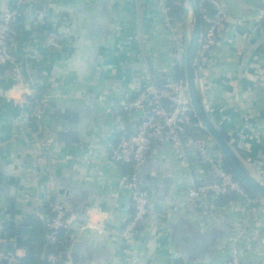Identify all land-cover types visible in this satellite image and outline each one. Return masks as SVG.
I'll use <instances>...</instances> for the list:
<instances>
[{"label":"crops","instance_id":"crops-1","mask_svg":"<svg viewBox=\"0 0 264 264\" xmlns=\"http://www.w3.org/2000/svg\"><path fill=\"white\" fill-rule=\"evenodd\" d=\"M212 1L226 20L203 75L205 104L264 184L261 0ZM19 9L24 27L12 40L16 61L0 62V258L14 242L18 259L32 256L47 264L51 208L42 198L49 194L66 206L71 221L64 264H224L235 249L243 260L264 263V201L258 194L249 215L238 199L201 207L189 201L190 188L210 178L194 144L186 164L172 144L154 143L149 162L137 170L150 212L131 242L118 237L133 217L124 183L133 168L110 162V156L118 137L137 130L142 120L141 111L125 105L142 83H159L174 70L190 32L186 18L170 30L158 0H0V15ZM49 31L59 34L54 48L46 44ZM43 89L50 103L39 132L29 96ZM203 131L197 137L219 150ZM18 202L24 209L10 213ZM27 213L30 234L20 243L1 237L5 221ZM241 231L248 237L238 241ZM75 241L80 245L72 251Z\"/></svg>","mask_w":264,"mask_h":264},{"label":"built area","instance_id":"built-area-1","mask_svg":"<svg viewBox=\"0 0 264 264\" xmlns=\"http://www.w3.org/2000/svg\"><path fill=\"white\" fill-rule=\"evenodd\" d=\"M39 1L37 0V2ZM204 1L207 0H201V4ZM158 2L164 14V25L170 30H178L180 23L174 22L171 15L172 6L168 3V0H158ZM179 4L186 6V0L185 2L174 0V5ZM215 9L216 12L211 14L202 7L203 29L197 57V75L198 85L203 92L205 103L207 97L205 95V87L202 88L204 86L203 75L207 70L210 52L219 44L218 31L226 20V14L222 9L217 6H215ZM18 13L15 11L0 15V62H5L6 59L12 60V62L16 61V57L11 53V45L13 36L17 33L13 22L16 20ZM258 20L260 26L263 27L264 0H261ZM58 39L59 34L56 31H49L46 44L54 48L58 45ZM185 49L186 42L179 49L174 70L167 73L159 83L151 80L142 83L137 98L125 105L126 109H138L141 111L142 120L138 124L136 132H123L118 137L110 156V162L123 165L129 164L133 168V172L124 177V183L130 189L134 208L132 219L118 233V237L124 242L129 243L133 240L136 228L150 212L149 192L140 179L137 170L149 162L150 152L157 141L175 146L179 151V158L186 164H188L187 148L194 144L198 157L208 163L210 178L205 182L192 186L189 190V201H192L194 205L201 207L209 200L215 201L219 197L235 192L244 198L246 204L244 209L246 210V214L249 215L253 209L251 204L256 202V199L247 191L246 186L225 166L226 162L220 150H210L204 140H200L197 136L190 133V129L195 123L193 109L187 94L185 78L175 76L176 69L184 67ZM30 51L37 52V49L31 46ZM49 103L50 96L47 94L36 99L33 106V115L40 120L42 131L46 126L44 116ZM42 201L48 203L51 208V216L48 217L46 226L49 243L56 244L60 232L71 226L68 210L59 200L51 199L49 194L43 196ZM1 225L3 226L2 221L0 222ZM95 226L98 227L97 225ZM247 237V233L241 231L237 239L239 241ZM63 254L64 251H61L59 254L48 255V263L64 264V259L61 260ZM4 257L9 259V264H22L21 260L11 252L4 254L1 258ZM224 264L264 263L243 260L239 250L235 249L231 257Z\"/></svg>","mask_w":264,"mask_h":264},{"label":"water","instance_id":"water-1","mask_svg":"<svg viewBox=\"0 0 264 264\" xmlns=\"http://www.w3.org/2000/svg\"><path fill=\"white\" fill-rule=\"evenodd\" d=\"M186 15L189 14L188 20L190 23L189 36L186 39V49L184 57L185 83L187 94L193 109L194 117L197 119L200 127L211 137L215 145L222 153L225 162H227L230 170L234 175L249 189L255 191L264 200V184L260 182L248 170L235 150L232 143L226 138L223 130L217 126L212 120L207 110L203 92L198 85V64L197 57L199 53V44L203 29V11L201 0H186ZM8 62V60H7ZM0 89V93H1ZM137 130H135L136 132ZM8 201H16L15 197L9 196ZM26 204L18 202L16 208H11L10 213H15L16 210H23ZM32 217L31 213H27L25 218H20L18 214H14L11 221H5V229L1 232V237L7 235L15 237V242L20 243L24 235L30 234L32 227L27 220ZM10 222V223H9ZM74 232V231H72ZM80 243L75 241L72 246V251H77ZM69 251V250H68ZM15 255L14 242L9 244V251ZM76 257V252L73 253ZM0 264H9V259L4 257L0 259Z\"/></svg>","mask_w":264,"mask_h":264},{"label":"trees","instance_id":"trees-1","mask_svg":"<svg viewBox=\"0 0 264 264\" xmlns=\"http://www.w3.org/2000/svg\"><path fill=\"white\" fill-rule=\"evenodd\" d=\"M182 2H185V0H182ZM168 3L172 6L171 8V15L173 16V20L174 22L176 23H180L182 21L185 20V16H186V7L185 5L183 4H179V5H174V0H168ZM202 7L204 9H206L207 11H209L211 14L215 13L216 12V9H215V6L213 4L212 1H204L203 4H202ZM19 13H18V18L13 22V25L15 27V29H22L24 26L23 24H20L21 23V11L22 10H18ZM21 27V28H20ZM4 68V67H2ZM175 76L177 77H184L185 78V70H184V67H178L176 69V72H175ZM46 90L43 89L42 91L38 92L37 94H33L31 96H29V100L31 102V122H32V125H36L37 126V130L40 131L42 130L41 129V123H40V120H38L34 115H33V106L35 104V101L36 99L38 98H41L45 95V92ZM43 123V122H42ZM194 123L195 125L192 126V128L190 129V133L195 135V136H200L199 134L196 135V132L199 130H201L202 132V128H200V126L198 125V121L197 119L194 117ZM43 132V131H42ZM203 133L207 136H209L205 131H203ZM224 135L226 136V138L231 142V137L227 134V132L223 131ZM210 137V136H209ZM235 142H233V145L235 146ZM216 146V145H215ZM217 147V146H216ZM218 149V147H217ZM225 166L227 168H229L227 162L225 164ZM230 169V168H229ZM247 191L250 193V195L252 197H257V193L249 188H247ZM218 199H223V200H232V199H238L240 200V202H244L245 203V200L244 198H242L239 194L235 193V192H232V193H229V194H226L222 197H219ZM46 209L50 211V207H49V204L47 203L46 205ZM47 233H48V230H47ZM66 231L65 230H62L60 232V235H59V238H58V241L56 242V244H50L49 243V239L47 238V235L45 237V240H44V245L46 246V248H48V254L49 255H52V254H59L61 251H64V254L62 255L61 257V260H63L65 258V254L67 253L66 252V247H67V244H66ZM21 262L22 264H44V260L43 259H36L35 257H32V256H28V257H24L23 259H21ZM47 264H49L47 262Z\"/></svg>","mask_w":264,"mask_h":264},{"label":"rangeland","instance_id":"rangeland-1","mask_svg":"<svg viewBox=\"0 0 264 264\" xmlns=\"http://www.w3.org/2000/svg\"><path fill=\"white\" fill-rule=\"evenodd\" d=\"M188 17H189V14L185 16L186 20L188 21V28H190V23H189V20H188ZM202 88H204V86H202Z\"/></svg>","mask_w":264,"mask_h":264}]
</instances>
